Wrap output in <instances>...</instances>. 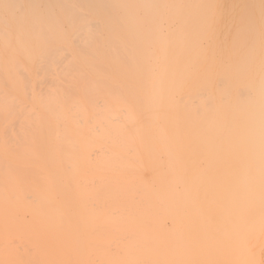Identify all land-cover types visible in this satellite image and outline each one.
Listing matches in <instances>:
<instances>
[{"label": "bare ground", "instance_id": "6f19581e", "mask_svg": "<svg viewBox=\"0 0 264 264\" xmlns=\"http://www.w3.org/2000/svg\"><path fill=\"white\" fill-rule=\"evenodd\" d=\"M242 3L264 25V0H0V264H264V55L215 11Z\"/></svg>", "mask_w": 264, "mask_h": 264}, {"label": "rangeland", "instance_id": "374dc122", "mask_svg": "<svg viewBox=\"0 0 264 264\" xmlns=\"http://www.w3.org/2000/svg\"><path fill=\"white\" fill-rule=\"evenodd\" d=\"M254 6H255V4H253ZM223 5H221V6H217L216 8L217 9H215V11L217 12V11H219V12H217V13H219V14H217L216 12V14H217V18L219 17L220 19H221V21H225V26L224 27H222V29H221V33L223 34V36L225 35L226 37H224L225 38V41H233V40H236V41H238V42H236V41H234L235 42V44L236 45H238V46H236V45H234V44H232V48H233V50H236L237 52L238 51H240L239 53L240 54H242V55H240L239 53V56L238 57H244L245 55H247L248 53H249V51H250V53H254V54H256L257 55V53H258V51H259V49H260V51H259V53H260V55L261 56H258L257 55V57H255V63L257 64L258 63V65L260 66V65H262V64H260V63H262L263 61H260L259 60V62H258V59H260V57H261V59H263V49H264V42H263V44L261 45L260 44V38H258V37H263L264 38V35H263V32H264V25L262 24V20H260V19H258V16L256 17V27H252L251 25L252 24H248L247 23V20L248 19H244V17H243V15H241L242 14V11L241 10H243L244 8H245V6L247 7V6H249V4H246V3H244V5H243V3L242 4H240V6L237 4V8H236V5L235 6H233L232 8H229L230 6H223ZM242 6H244V7H242ZM253 6V8H254V12L252 11L253 9L249 6V7H247L248 9H249V12H247L249 15H250V17L252 18V20H253V17L256 15V13L258 12V10H257V6H255L254 7ZM239 8H240V11H239ZM257 11V12H256ZM253 13H255V15H253ZM215 14V15H216ZM248 14H246V17L245 18H248L249 17V15ZM233 16V17H232ZM241 16V17H240ZM248 16V17H247ZM235 18V19H234ZM250 18V19H251ZM255 18V17H254ZM226 19V20H225ZM239 19H241V23H239L237 20H239ZM232 20V21H231ZM234 21V22H233ZM228 22V23H227ZM248 22H249V20H248ZM250 22H252L251 20H250ZM253 22H254V20H253ZM264 22V21H263ZM245 23V24H244ZM238 24V25H237ZM246 24H248V25H250L252 28H250V29H252V31H253V29H254V34L256 33L257 34V36L259 35V33H261L262 31V33L257 37V41L256 40H254V36L252 37V35H251V38H245V37H248V35H250V33L251 32H247V31H242L241 29H248V28H246L247 26H245ZM254 24V25H255ZM263 25V26H262ZM245 26V28H243ZM230 28V29H229ZM238 29H240L239 30V32L241 33L240 35H239V33H238ZM257 29H258V31H257ZM250 31V30H249ZM242 32H243V34L246 32V34H242ZM220 33V34H221ZM248 33V34H247ZM253 34V35H254ZM236 35H238L237 37H236ZM243 35V36H242ZM247 35V36H246ZM262 35V36H261ZM234 37H236V38H234ZM238 38H240V39H238ZM263 38H261V40H263ZM238 39V40H237ZM255 39H256V36H255ZM245 40V41H244ZM248 40V42H247V44H246V41ZM257 42V43H254V42ZM264 41V40H263ZM233 42V43H234ZM240 42V43H239ZM245 42V43H244ZM262 42V41H261ZM239 43V44H238ZM253 45H255V46H253ZM233 46H235V47H233ZM244 46V47H243ZM257 46V47H256ZM238 50H237V49ZM255 48H257V49H255ZM263 48V49H262ZM240 49H242V50H240ZM261 50H263V51H261ZM252 51V52H251ZM257 52V53H256ZM262 53V54H261ZM255 55V56H256ZM263 56V57H262ZM257 60V61H256ZM230 61V60H229ZM263 64H264V62H263ZM262 72V71H261Z\"/></svg>", "mask_w": 264, "mask_h": 264}]
</instances>
